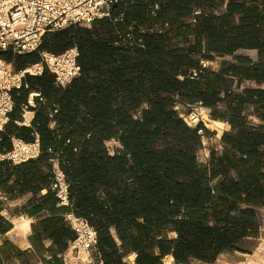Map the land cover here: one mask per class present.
I'll use <instances>...</instances> for the list:
<instances>
[{
    "label": "trees",
    "instance_id": "trees-1",
    "mask_svg": "<svg viewBox=\"0 0 264 264\" xmlns=\"http://www.w3.org/2000/svg\"><path fill=\"white\" fill-rule=\"evenodd\" d=\"M225 2L127 0L112 11L115 18L124 10V24L102 20L91 29L70 25L46 33L39 52L14 62L19 72L39 63V53L58 55L77 47L80 77L64 89L43 87L60 111L73 104L84 107L87 117L82 125L75 120L71 132L62 127L63 121L54 132L45 127L40 132L42 154L54 145L62 172L72 180V190L83 184L76 199L78 216L91 225L93 218L87 211L101 216L102 227L118 229L125 249L129 248L127 229L137 231L132 246L138 253L137 264H160L166 254L177 264H189L192 259L213 264L224 253L247 254L238 246L259 236L258 211L264 208V128L249 126L242 113L247 104L264 107V90L233 94L223 77L228 74L200 68L193 56L202 50L203 39L205 60L212 59L211 53L257 50L258 64L233 67L229 73L239 86L243 81L264 84V8L258 0H228L226 10L216 15ZM194 6L202 11L189 24L186 20ZM132 23L136 24L134 36L144 48L114 46L115 31L124 33ZM165 23L169 28L162 33H141L144 27L153 30ZM191 37L195 45L187 48ZM1 56L12 62L7 53ZM194 70L198 76L192 79ZM223 102H227L226 109L219 114L217 110L224 111ZM198 103L213 110L214 120L228 119L232 126L206 164L198 162L197 154L202 137L209 138L210 132L203 122L190 128L175 110L177 105ZM73 112L78 113L77 108ZM113 140L122 150L110 156L105 144ZM73 147L83 149L80 172L75 175L63 163L75 159ZM98 188H102V204ZM170 233L177 237L170 239ZM155 248L161 257L154 254Z\"/></svg>",
    "mask_w": 264,
    "mask_h": 264
},
{
    "label": "crops",
    "instance_id": "crops-1",
    "mask_svg": "<svg viewBox=\"0 0 264 264\" xmlns=\"http://www.w3.org/2000/svg\"><path fill=\"white\" fill-rule=\"evenodd\" d=\"M227 4L228 0H226L225 4H223L220 9L215 10V14L220 15L224 12ZM258 4L261 8H264V0H258ZM156 9H158V6H156ZM197 10L199 9L194 6L192 15L188 17L186 22L194 24L190 23L194 13L202 11ZM123 11L120 10V13L115 16V18L112 14L109 19L96 20L95 22L109 20L113 23L124 24ZM118 20H122V22ZM92 24L84 28L91 29ZM80 26L83 27V25ZM125 27L124 33L120 34L118 31H115L114 36L116 42H114V46H138L144 48L143 42L141 40H136L134 36L136 24H128ZM168 28V23L158 24L153 30L144 27L141 33L148 31L162 33ZM194 45L195 39L191 37L186 47L188 48ZM206 53V43L205 39H203L202 50L197 54H193L194 58L199 60V67L202 69H207L217 74H228L223 75V77L227 82L228 89L232 91L233 94L242 93L247 89L264 90V84L259 85L251 81H243L239 86V81L233 78L230 75L231 73H229L233 67H250L258 64L259 52L257 50L241 49L230 55L211 53V60L203 59ZM7 54L12 59L11 54ZM14 62L15 60L13 61L12 59L11 63ZM42 74L28 78L24 76L21 87L25 85V89L20 88L13 91L15 108L9 116L8 124L3 132L0 133L1 155H5L12 150L13 138L20 139L26 143H32L36 139L40 142V132L44 130L45 127L49 128L51 132H54L55 129H59L60 121H63L62 127L64 126L66 132H71L73 131L71 125L75 120L78 124L82 125L83 118L87 117V111L82 106L76 107L71 104L66 111L62 112L60 111L59 104L55 102V100H48L47 91L43 85L46 87L51 86L56 89L60 87L56 85L54 80L55 77L49 71H47L43 77ZM179 79L183 80L182 77H179ZM238 86L240 87L239 89ZM221 98H224V94L221 95ZM226 103L227 102H223L220 107L224 109V111L217 110L220 112L219 114L225 112ZM75 108H77L78 113L73 112ZM205 109L208 110V113L210 112V119L204 124L206 129L210 132V137H202V149L199 150L197 154V159L200 164L207 163L213 149L218 150V147H211L205 151L204 140L209 141L214 138L221 148V139L223 135L232 131V126L229 124L228 119L225 121L214 120L212 117L214 113L213 110L209 108ZM55 110H57V113L51 117ZM242 117L245 118L249 126L264 128L263 106L245 105ZM188 126L190 128H195L197 125L195 127ZM219 129L221 130V134H219ZM105 145L110 156H114L117 151L122 150L121 144L116 140L106 143ZM46 149L47 154H42V156L36 160H30L21 164L15 165L9 161H0V264H64L62 255L69 250L75 238L74 231L68 226L64 219L69 214L80 217L76 214V199L78 198V188L79 186H83V184L76 185L72 190V180L70 176H68L71 184V206L64 207L59 205L54 192L50 188L51 181L47 176V171L50 168L49 160L51 158L49 151L55 153L56 149L54 145H50ZM82 151V148L73 147L75 159L70 162L65 160L63 162L71 175L80 172L79 169L81 164L79 158L82 155ZM202 156H205V161L200 160ZM97 190V195L101 199L100 204H102V188H98ZM87 213L93 218L94 225L91 226L98 231L99 235L97 250L89 254L93 259L92 264H137L138 253L135 251V248H132V246H134V238L138 237L137 231L132 227L127 229L128 233L126 234L125 243L129 248L125 249L123 247L120 232L115 226L108 228L102 227L101 216L94 214L92 211H87ZM80 218L86 219L84 217ZM15 220H24L28 223V226L18 229L14 223ZM86 220L88 221V219ZM168 237L170 239H175L177 235L170 233ZM238 248L241 250L240 245ZM236 253L241 254L239 252ZM154 254L157 257H161L158 248L154 249ZM225 254L227 253L219 255L216 261H219ZM87 257L88 254L80 255V258L86 262L82 264H88ZM168 257L172 258V264H177L171 254H166L161 257L160 264H165V259ZM191 262L199 261L192 259L190 260V263Z\"/></svg>",
    "mask_w": 264,
    "mask_h": 264
},
{
    "label": "built area",
    "instance_id": "built-area-1",
    "mask_svg": "<svg viewBox=\"0 0 264 264\" xmlns=\"http://www.w3.org/2000/svg\"><path fill=\"white\" fill-rule=\"evenodd\" d=\"M124 1L127 0H0V133L14 111L13 91L21 88L24 76L41 75L47 70L54 75L58 87L66 88L81 75L78 65L79 51L75 47L58 55L39 53V63L29 65L33 72H27L25 68L18 72L21 73L20 77L16 75L14 63L4 60L1 54L10 53L13 61L20 56L35 54L39 52L46 33L59 31L70 25H90L96 20L109 19L114 6ZM199 14L200 12H195L190 23H195L194 18ZM38 65L41 69L36 68ZM191 76L192 79L197 78L198 72L192 71ZM178 106L175 110L179 112ZM196 106L202 107V104L198 103ZM56 113L57 110L51 117ZM181 118L186 124L192 125L186 118ZM200 122L202 121L198 120L196 124ZM49 153L51 158L47 174L50 176L51 190L59 205L70 207V182L60 168V155L51 151ZM41 155L42 149L38 139L26 143L13 138L12 150L5 155L0 154V161H9L16 165L36 160ZM64 220L75 233L69 250L62 255L64 264L86 263L80 258L81 254H88L87 263L92 264L93 259L89 254L97 250L98 231L86 219L74 214L67 215Z\"/></svg>",
    "mask_w": 264,
    "mask_h": 264
},
{
    "label": "rangeland",
    "instance_id": "rangeland-1",
    "mask_svg": "<svg viewBox=\"0 0 264 264\" xmlns=\"http://www.w3.org/2000/svg\"><path fill=\"white\" fill-rule=\"evenodd\" d=\"M87 26H88L87 24H83V27H87ZM28 59H29L28 57L21 58L18 60V62L20 63ZM15 71L18 72L16 69ZM178 108L180 115L184 118L195 115L198 116L199 120L202 121L204 124L207 123L208 119H210V112L209 113L206 112V115L205 114L201 115L200 109L204 107H200V106L188 107L186 105H179ZM196 125L192 124L191 126L195 127ZM219 134H221L220 129H219ZM211 147H218V149H220L218 143L215 141L214 138H212L209 141L208 140L206 141V144L204 145V150L206 151ZM200 160L205 161L206 160L205 156L200 157ZM259 217H260L261 230L258 238L246 239L240 245L241 251L247 252L249 254H242V253L238 254L236 252H229L225 254L221 259L226 258V259H230L231 262H235L238 264H245L247 263L249 256H253L259 252L262 253L261 255H264V208L259 210ZM217 263L218 261H216L214 264ZM190 264H205V263L191 262Z\"/></svg>",
    "mask_w": 264,
    "mask_h": 264
},
{
    "label": "bare ground",
    "instance_id": "bare-ground-1",
    "mask_svg": "<svg viewBox=\"0 0 264 264\" xmlns=\"http://www.w3.org/2000/svg\"><path fill=\"white\" fill-rule=\"evenodd\" d=\"M37 69H41L40 65L36 66ZM27 72H33L32 71V68L30 66L26 67ZM16 75L18 77L21 76V73H16ZM206 112H208L207 109L205 108H201L200 109V113L201 115L205 114L206 115ZM188 120L189 123L191 124H196L199 120L198 116H190L188 118H186ZM204 144H206V140H204ZM15 225L17 226L18 229H21V228H26L28 226V223L24 220H15L14 221ZM262 253H256L255 255L253 256H249L248 260H247V263L245 264H264V255H261ZM165 264H172V258L171 257H168L165 259ZM217 264H238V263H235V262H231L230 259H226V258H223V259H220L218 261Z\"/></svg>",
    "mask_w": 264,
    "mask_h": 264
}]
</instances>
